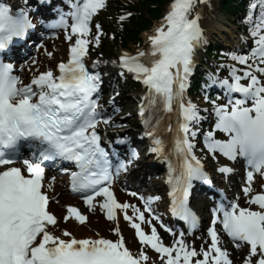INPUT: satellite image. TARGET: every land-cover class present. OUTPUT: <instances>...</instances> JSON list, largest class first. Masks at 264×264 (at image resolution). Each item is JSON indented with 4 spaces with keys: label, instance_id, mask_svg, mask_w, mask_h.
<instances>
[{
    "label": "snow or ice",
    "instance_id": "obj_1",
    "mask_svg": "<svg viewBox=\"0 0 264 264\" xmlns=\"http://www.w3.org/2000/svg\"><path fill=\"white\" fill-rule=\"evenodd\" d=\"M205 3L208 0H170L164 16L147 37L148 46L134 53L123 51L110 61L121 76L132 73L147 88L138 112L146 129L143 135L152 140L150 151H164L159 126L169 114L165 131L173 134V151L179 158V166L170 168L168 176L171 214L188 223L189 233L200 222L190 206L189 189L193 180L210 178L195 153L200 133L196 125L205 119L202 111L208 109H201L186 97L197 49L206 39L200 9ZM66 4L69 10L58 9L57 18L48 23L50 29H63L69 42L67 59L59 60L55 69L39 70L33 58L28 69L30 79L24 82L16 66L5 61L2 53L34 24L27 11L13 12L0 3V264H235L217 225H222L234 248L247 249L239 264H264V190L253 187L257 174L264 179V0H253L245 17L251 48L225 53L237 63L221 64L215 73L207 74L204 85H219L227 96L225 103L210 101L216 119L213 128L203 134L204 144L214 159H219L217 153L232 161L244 159L247 171L241 192L249 205L257 207L241 206V193L230 201L217 200L210 209L207 236L202 237L207 246L201 244L199 248L185 239L184 229L163 220L153 206L159 196L145 197L125 189L142 201V206L118 198L114 190L116 177L127 171L139 152L130 147L131 158L121 159L102 143L107 137L98 130L101 124L114 123L99 103L104 75L100 65L109 61L101 54L89 62L90 46H99L102 36L108 34L98 21L92 23L94 15L106 7V0H66ZM257 5L258 16L253 12ZM130 16L124 12L118 19L124 21ZM93 27L95 33L90 39ZM57 34L50 30V35ZM45 52L48 57L54 55L47 49ZM222 68L228 69L227 76L220 77ZM205 100H209L207 94ZM172 113L176 116L175 126ZM215 130H221L227 138H216ZM128 141V137L118 135L115 142ZM23 146H27L29 155H24ZM57 159L75 165V170L61 169L69 175L71 190L82 194L91 210L99 207L104 211L113 222L110 231L116 238L99 233L78 238L71 230L60 229L59 218L50 210L53 197L44 190L52 186L46 183L45 163ZM217 171L229 174L233 169L220 164ZM260 187L264 189V184ZM65 207L63 221L88 220L79 207ZM121 216L134 229L140 244L137 250L126 243ZM161 228L172 234L171 243L164 240Z\"/></svg>",
    "mask_w": 264,
    "mask_h": 264
},
{
    "label": "bare ground",
    "instance_id": "obj_2",
    "mask_svg": "<svg viewBox=\"0 0 264 264\" xmlns=\"http://www.w3.org/2000/svg\"><path fill=\"white\" fill-rule=\"evenodd\" d=\"M217 1L218 0H208V3H205V4L200 5V9H201V11L203 13V15L201 17V24L204 27V29L205 30L207 29V31H209V32H216V29H219V30H227L226 27L219 25V23H217V25H216V22H217V19H218L217 18V15H216L217 14V11H216V9H217L216 8ZM235 43L238 44L237 42H235ZM44 44H45V42H44ZM65 44H67V43L64 40H58L57 42L51 43L50 46L47 48V50L48 51H52L54 53V55L52 57H48L47 54L42 55L43 63L41 65H43V67H46V68H49V67L54 68L56 66L57 61L60 60V59H64L66 57V55H67L66 54V51H65ZM66 50H67V47H66ZM92 58H95V57L92 56ZM107 60L109 61V63L108 64H105V65H106V67L108 69H112V68L116 67V66H114V65H112L110 63L111 59H107ZM35 67H36V65L34 66V68ZM26 74L29 77L31 76V73L29 72V70L26 71ZM127 101L128 102H131L132 100L131 99H128ZM130 130H132V129H130ZM129 133L132 135L133 139H135L136 132L130 131ZM51 174H53V173H51ZM57 174L59 175L60 173H57ZM59 176H61V175H59ZM136 176H137V171H133L132 174H130L128 178H132L133 179ZM236 177H237L236 175H235V177H232V178L218 176V180L219 181H223L224 183H233V184L237 185L238 184L237 181H236V183L233 182V181H235V178ZM48 182H50V181L47 180L46 183H48ZM50 183H51L52 186L50 188H46V189L48 190V192L50 193V195H52V196L55 197L56 196V191H55L56 190L55 189L56 187H55V185L52 182H50ZM145 188H146V185L145 184L139 186V189L140 190H146ZM162 188H163V186H162L161 183L157 184V189L162 190ZM125 200L134 201L136 203L135 198H131L129 196L128 197H125ZM57 201H58L57 198L55 200H53V206H57L58 205L57 204ZM90 213H94L95 215L97 214V212H90ZM89 220H90V218H89ZM89 220L87 221V223L89 222ZM73 222L74 223L67 224L66 227L68 229H70L74 233H83L84 228L81 225H79V223L77 221H73ZM111 222L112 221H106V222H104V225H108ZM87 223H84L82 225H87ZM91 223L93 224V222H91ZM88 236H91V234H89ZM230 244H232V243L231 242H227V247L232 250L233 257L235 259H237L238 258L237 257L238 249L234 248ZM195 246H197L196 243H195ZM235 264H238V262L236 260H235Z\"/></svg>",
    "mask_w": 264,
    "mask_h": 264
},
{
    "label": "trees",
    "instance_id": "obj_3",
    "mask_svg": "<svg viewBox=\"0 0 264 264\" xmlns=\"http://www.w3.org/2000/svg\"><path fill=\"white\" fill-rule=\"evenodd\" d=\"M235 0H227L224 5L227 8H235L231 5V2ZM165 0H131L128 7H123V10H129L131 12L130 25L123 27L124 34L119 38L116 37L117 41H125L126 38L138 37V33L141 29L147 28L151 19L156 18L160 15V9ZM149 13L150 18L146 16Z\"/></svg>",
    "mask_w": 264,
    "mask_h": 264
},
{
    "label": "rangeland",
    "instance_id": "obj_4",
    "mask_svg": "<svg viewBox=\"0 0 264 264\" xmlns=\"http://www.w3.org/2000/svg\"><path fill=\"white\" fill-rule=\"evenodd\" d=\"M221 0H218V3H217V16H218V20H217V23L219 22V21H221L222 20V23L220 22V25H223V26H225L224 24V22H226V18H225V16H223L222 14H221V12H220V9H221V7H220V5H221ZM166 7H167V3H166V5H165V8H164V11H165V9H166ZM163 11V12H164ZM109 13L107 12V11H102L101 12V15L99 16V19H101L103 22H106L107 20H108V18H109V15H108ZM158 22V20L156 21V20H154L153 21V23H152V27L147 31V32H149L155 25H156V23ZM216 23V24H217ZM146 32V33H147ZM144 36H145V33H144ZM133 45V44H132ZM134 47H135V45H133L132 46V50L134 49ZM121 50L122 49H119V50H117V51H115L112 47L110 48V50L109 51H106V52H104V54H102V55H104V57H107V56H113V57H115V58H117V56H118V54H120L121 53ZM116 54H117V56H116ZM130 87V84L128 83V84H126V85H124V89H123V91H124V94H123V96L121 97V100L122 101H126V99H128V98H132L133 97V93H130V91L128 90V88ZM134 101V100H133ZM134 107H135V102L133 103V105H128L127 107H126V110L127 111H129V110H134ZM127 111H125V112H127ZM124 112V113H125ZM133 118V117H132ZM134 120L135 121H137V118L135 117L134 118ZM63 210V209H62ZM99 219L101 220L102 218H101V216L99 215ZM84 227V230H83V233L82 234H80V233H78V235H80V236H85V234L86 233H93V231L89 228V227H86V226H83ZM92 227H94V225L92 226Z\"/></svg>",
    "mask_w": 264,
    "mask_h": 264
}]
</instances>
